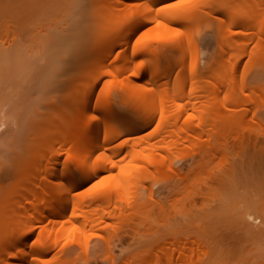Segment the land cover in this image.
I'll return each instance as SVG.
<instances>
[{"label":"bare ground","instance_id":"1","mask_svg":"<svg viewBox=\"0 0 264 264\" xmlns=\"http://www.w3.org/2000/svg\"><path fill=\"white\" fill-rule=\"evenodd\" d=\"M22 1L6 0L7 13L36 5ZM90 2L81 21L90 34L68 40V100L52 109L27 151V169L16 168L0 199V264H54L48 255L62 229L52 224L63 218L78 236L99 229L92 234L104 243L105 264H205L202 241L182 235L177 219L169 224L162 217L167 224L159 228L154 209L166 205L156 197L162 207L151 206L163 191L187 187L185 167L190 179L212 167L233 179L227 159L233 142L244 146L251 134L255 142L264 135V0ZM200 26L212 34L204 44ZM9 31L7 49L18 39ZM147 201L157 217L148 213V222H160L151 221L156 229L141 236L136 229L148 216ZM128 210L135 220L121 227ZM117 220L125 229L116 230ZM36 228L42 237L27 247ZM72 255L68 264L77 262Z\"/></svg>","mask_w":264,"mask_h":264},{"label":"rangeland","instance_id":"2","mask_svg":"<svg viewBox=\"0 0 264 264\" xmlns=\"http://www.w3.org/2000/svg\"><path fill=\"white\" fill-rule=\"evenodd\" d=\"M28 1H35L36 8L24 10L25 7L22 6L23 12L20 9L18 13L14 8L12 15H9L6 10V0H0V44H4L0 47V189H3V192H0V199L9 192L5 189L8 190L13 185L10 184V180H13L12 174L27 164L26 161L29 158L27 151H32L36 147V142L33 140L35 137L39 138L42 125L47 121L52 109L60 107L68 100V40L90 34L86 25L81 21L88 9L93 6L91 2L89 5L86 3L87 0H23L22 2L27 5ZM29 11L32 14H29L30 18L28 17ZM68 22H72L69 33ZM218 26L219 23L215 22L214 27ZM7 29L18 38L17 42L8 49L5 43ZM198 31V39L201 38L200 43L204 44L211 40L212 34L203 26H200ZM92 37L95 39V46H98L101 42L98 33ZM51 117L52 113L48 119ZM144 129L145 132L150 130L149 127ZM141 132L145 133L143 129ZM252 136L253 134L250 135L251 141L242 144L244 146L235 142L232 143L233 146L230 145L233 152H230L229 149L231 155L227 159H229L233 171L228 170L229 165H226V168L229 173L233 174V176L230 174L233 179H224L226 173L218 176L217 170L219 169L208 163L212 167L210 173L200 174V178L197 174L195 179H192L194 176L191 175V180L190 173L188 174L185 167L183 170L186 173L182 174L189 178L190 182L187 187H184L182 191L173 192V194L163 191L159 196L157 194L155 196V198L161 199L162 203L157 198L155 201H159L162 206L166 205L164 208L166 207L167 210L156 208V206L162 207L159 202L153 201L155 206H151V208H156L154 212H159L157 217L161 221L159 224V219L158 222L151 220L153 223L157 222L155 227L159 224L158 227L163 228L161 226L164 223L162 222L164 220H161L162 217L169 219V224L171 220L177 219V225L178 227L180 225L179 230L182 235L196 236L202 241L204 251L202 248L200 250L204 254L202 253L201 261L205 264H264V223H256L257 220L264 222V135L258 136L257 143ZM256 144L259 146H255ZM190 157L192 158V156ZM190 159L187 158L184 160L186 162L181 163L190 162ZM216 161H219L217 157L214 162ZM214 162L212 161V165ZM149 181L146 183H150ZM156 181L151 183H156ZM229 182L232 183L229 184ZM151 183L150 187L153 185ZM191 183L195 186L194 194L189 193ZM157 186L158 188L154 186L155 188L152 187V189L160 190L162 183ZM162 195L164 197L159 198ZM179 195L186 198L180 202L181 196ZM164 199L166 200L164 201ZM147 202H144L143 209H149V212L142 210L148 215L153 210H150L151 208L148 206L150 201ZM171 204L174 205L167 207ZM154 212L150 214L156 219ZM132 213V210H128L126 215L124 214L125 221L127 218L132 220L125 222L124 218H121V220L123 219V222L119 221V223L122 222V224L120 223L121 227L123 224L132 225L131 222L133 223L134 219L131 218L134 217V214L130 215ZM152 215H148L142 221L145 223L138 225V227L140 226L136 229L139 231L138 235L139 233L140 235L144 234L146 231L150 233L156 229L151 227L153 223L150 220L151 223L148 222V219L153 218H151ZM169 215L171 218H165ZM43 221L45 222H40L41 226L47 223L46 220ZM66 221L67 219L63 218L61 222L52 224L54 231L60 227L62 229L61 235L53 244L52 251L48 255L56 260L54 264H68V254L71 253L75 255L72 257L78 258L74 264H87L86 261L81 262L88 257V264H105L104 247L101 248L104 243L101 238L92 234L100 232L99 229L87 230L86 234L78 236L69 233L70 226ZM117 222L118 220L114 223L115 227L120 225ZM172 226L174 227V225ZM117 227V231L125 229ZM104 231L108 233L107 230ZM146 233L145 236H147ZM41 234L40 229L36 228L35 233L27 240V247L40 239ZM125 240L128 239L125 238ZM116 244L114 246L116 249H113V246L112 249L118 253L121 246L118 242ZM118 245L119 251L116 247ZM199 252L201 254V251ZM30 263L31 261L28 259L26 264Z\"/></svg>","mask_w":264,"mask_h":264}]
</instances>
